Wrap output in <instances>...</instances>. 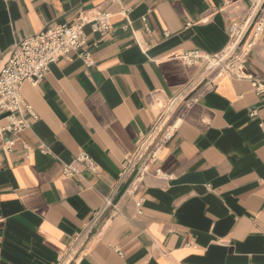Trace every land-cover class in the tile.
<instances>
[{"label": "crops", "instance_id": "obj_1", "mask_svg": "<svg viewBox=\"0 0 264 264\" xmlns=\"http://www.w3.org/2000/svg\"><path fill=\"white\" fill-rule=\"evenodd\" d=\"M251 5L0 0V71L21 39L80 13L113 14L102 39L84 28L90 65L72 52L21 84L37 118L0 133V264H264V92L251 85L264 84V0L241 44L262 21L245 78L182 59L222 52ZM160 141L136 180L128 159ZM79 152L96 171L64 175Z\"/></svg>", "mask_w": 264, "mask_h": 264}, {"label": "built area", "instance_id": "obj_2", "mask_svg": "<svg viewBox=\"0 0 264 264\" xmlns=\"http://www.w3.org/2000/svg\"><path fill=\"white\" fill-rule=\"evenodd\" d=\"M252 2L249 14L228 26L229 42L226 48L217 54L203 53L199 50L186 51L182 59L186 64L204 63L205 68L214 69L218 73H230L237 78H245L241 72L244 58L257 40L262 21L257 22L249 40L244 42L246 33L252 28V17L261 0H250ZM128 9L122 13L127 14ZM112 13L108 10H93L90 16L78 14L73 23L55 24L44 30L21 39L12 49L11 55L0 71V114L4 115L6 123L0 126V133H19L28 127L29 120L37 118L31 105L25 100L21 93V84L29 81L33 84L39 82L45 75L51 63L60 58H70L72 52H76L86 65L91 64L89 51L86 48L87 37L84 28L89 26L92 33L98 34L102 39L111 29ZM100 39V40H101ZM251 85L256 93L264 92V84L259 79H252ZM173 103V102H172ZM251 111L250 115H254ZM12 141L4 138L3 146L7 151L11 150ZM162 141L155 145H142L136 154L128 159L127 167L138 168V178L148 172L149 165L156 162L157 152L161 148ZM95 172L96 162L85 152H79L73 161L63 164L62 173L66 176H78L81 168ZM156 174H162L160 169H155ZM113 207L109 200L106 201L103 210ZM82 236L75 237L78 244Z\"/></svg>", "mask_w": 264, "mask_h": 264}]
</instances>
